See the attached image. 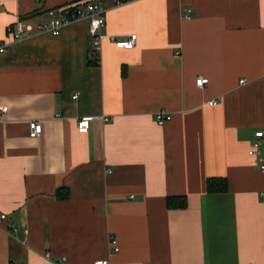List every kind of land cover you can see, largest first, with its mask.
<instances>
[{
  "label": "crops",
  "instance_id": "obj_1",
  "mask_svg": "<svg viewBox=\"0 0 264 264\" xmlns=\"http://www.w3.org/2000/svg\"><path fill=\"white\" fill-rule=\"evenodd\" d=\"M84 1L0 0V42ZM93 1L98 57L83 20L0 54V264H264V0Z\"/></svg>",
  "mask_w": 264,
  "mask_h": 264
},
{
  "label": "built area",
  "instance_id": "obj_2",
  "mask_svg": "<svg viewBox=\"0 0 264 264\" xmlns=\"http://www.w3.org/2000/svg\"><path fill=\"white\" fill-rule=\"evenodd\" d=\"M134 1V0H131ZM122 3V0H114V4L117 6ZM190 10L188 8L183 9V14L185 17L188 16ZM87 21L89 23L88 37L90 38L91 48L95 55L98 57L100 53L101 43L104 38L101 34V30L105 27V9L96 1H84L82 3H75V5L60 6L58 9H49L47 11L46 21L42 24L33 26L28 24L22 19H18L14 25H10L6 28V37L4 41L0 42V54L7 51L12 45L17 44V42L25 41L31 39L34 34H49L53 37L58 36L61 29L65 26L76 23L77 21ZM111 40L114 39L111 37ZM136 35L130 36L127 40L117 42L116 45L123 49H132L135 45ZM208 83V79L203 77H198L196 79V86L203 87ZM74 99L77 96L73 97ZM216 104L215 100H211L208 105ZM7 107L0 110V113L4 114ZM171 119L169 114L159 112L156 114L155 121L158 125H163ZM78 133H87L88 119L79 118L76 122ZM29 127V137H38L41 134L42 127L39 122L34 121L28 124ZM255 141L251 144L248 149V155L253 157L256 161V165L261 172H264V150H262L264 132L256 131L254 133ZM264 197V194H261ZM5 215H0V221L6 220ZM27 233L26 230H23ZM111 253H117L118 248L114 246V241H110ZM56 264H66L64 258H60ZM94 264H109V260H97ZM246 264H254L253 262H248Z\"/></svg>",
  "mask_w": 264,
  "mask_h": 264
},
{
  "label": "trees",
  "instance_id": "obj_3",
  "mask_svg": "<svg viewBox=\"0 0 264 264\" xmlns=\"http://www.w3.org/2000/svg\"><path fill=\"white\" fill-rule=\"evenodd\" d=\"M97 63L98 61L96 60V62H92L89 64L92 65V64H97ZM226 187H227L226 181L222 179L213 178V179H208L206 181V189L208 193L223 192L226 190ZM66 196H67V193L64 196H61L60 192H57L58 198H66ZM167 207L168 208H173V207L183 208L185 207V199H181L177 197H170L167 200ZM10 264H14V263H10Z\"/></svg>",
  "mask_w": 264,
  "mask_h": 264
}]
</instances>
